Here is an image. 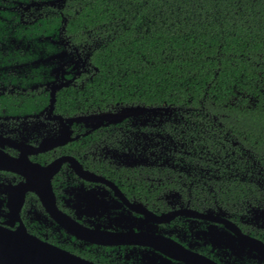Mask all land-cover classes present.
Segmentation results:
<instances>
[{
	"label": "flooded vegetation",
	"instance_id": "flooded-vegetation-1",
	"mask_svg": "<svg viewBox=\"0 0 264 264\" xmlns=\"http://www.w3.org/2000/svg\"><path fill=\"white\" fill-rule=\"evenodd\" d=\"M71 1L0 0V231L96 264H264L263 125L207 92H106L100 41L70 31ZM256 53L253 83L222 99L264 119Z\"/></svg>",
	"mask_w": 264,
	"mask_h": 264
},
{
	"label": "trees",
	"instance_id": "trees-1",
	"mask_svg": "<svg viewBox=\"0 0 264 264\" xmlns=\"http://www.w3.org/2000/svg\"><path fill=\"white\" fill-rule=\"evenodd\" d=\"M76 2L70 31L84 25L88 42L100 41L94 62L112 76L101 84L106 92L159 103L204 100L207 92L210 108L215 100L214 110L245 112L249 130L264 127L255 107H224L222 99L242 81L253 83L245 65L264 52V0Z\"/></svg>",
	"mask_w": 264,
	"mask_h": 264
},
{
	"label": "water",
	"instance_id": "water-1",
	"mask_svg": "<svg viewBox=\"0 0 264 264\" xmlns=\"http://www.w3.org/2000/svg\"><path fill=\"white\" fill-rule=\"evenodd\" d=\"M0 264H96L48 244L24 229L0 231Z\"/></svg>",
	"mask_w": 264,
	"mask_h": 264
}]
</instances>
